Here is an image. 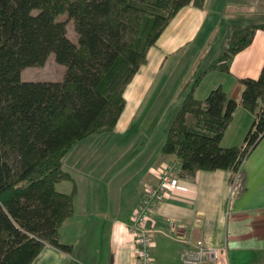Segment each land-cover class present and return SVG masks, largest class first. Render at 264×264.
Masks as SVG:
<instances>
[{
	"label": "trees",
	"instance_id": "16d2710c",
	"mask_svg": "<svg viewBox=\"0 0 264 264\" xmlns=\"http://www.w3.org/2000/svg\"><path fill=\"white\" fill-rule=\"evenodd\" d=\"M189 3L203 0H0V264H29L45 243L69 249L59 227L73 213L75 188L55 186L70 178L63 155L114 127L125 85ZM227 25L221 53L205 68L194 66L176 91L181 100L160 146L162 156L177 159L175 175L236 171L264 135V61L256 77L240 78V103L253 115L242 144L220 143L237 102L220 85L202 99L193 95L208 70L229 71L232 55L264 20ZM50 52L64 65L60 79L21 78L24 66L42 65Z\"/></svg>",
	"mask_w": 264,
	"mask_h": 264
},
{
	"label": "crops",
	"instance_id": "0c3cea01",
	"mask_svg": "<svg viewBox=\"0 0 264 264\" xmlns=\"http://www.w3.org/2000/svg\"><path fill=\"white\" fill-rule=\"evenodd\" d=\"M218 20H225L220 28L228 31V23L263 21L264 0H203L200 7L189 3L176 11L125 85L114 127L86 135L63 155L62 167L70 178L55 186L60 191L75 188L73 213L59 227L60 241L69 249L45 243L29 264H135L128 230L131 212L145 185L155 179V167L177 160L160 154L178 108L170 110L178 89L174 92L176 84L170 80L173 74L180 80L181 64L197 47L204 25L210 23L205 34L211 35ZM263 61L264 28H257L251 41L232 55L229 71L208 70L193 90L202 99L220 85L237 102L220 140L223 146L243 143L253 115L240 103V78L256 77ZM166 114L167 127L158 134ZM170 191L155 202L149 217L153 264H182L180 249L198 241L226 244L227 257L217 264H264V135L236 171L200 169L192 177L175 175Z\"/></svg>",
	"mask_w": 264,
	"mask_h": 264
},
{
	"label": "built area",
	"instance_id": "2783aa9c",
	"mask_svg": "<svg viewBox=\"0 0 264 264\" xmlns=\"http://www.w3.org/2000/svg\"><path fill=\"white\" fill-rule=\"evenodd\" d=\"M178 166L177 160L161 161L155 167V179L145 185L140 202L131 212L128 230L134 243L135 264H153L154 240L148 225L150 213L158 199L170 194ZM221 257H227L226 244L198 241L179 251L182 264H217Z\"/></svg>",
	"mask_w": 264,
	"mask_h": 264
},
{
	"label": "rangeland",
	"instance_id": "374dc122",
	"mask_svg": "<svg viewBox=\"0 0 264 264\" xmlns=\"http://www.w3.org/2000/svg\"><path fill=\"white\" fill-rule=\"evenodd\" d=\"M228 4L233 5L234 2H229ZM227 11L230 12L231 10L227 9ZM223 19H225V17ZM226 21H228V18ZM209 24L210 23H206L204 25L202 32L199 34V36L195 40L197 47L196 48L193 47L194 50L192 49L191 50L192 52H188L189 54L184 58V65H183V62L181 64L182 70L180 72V77H181L180 80L178 78V81H177L173 74L172 79L170 80V84L172 83L176 84L174 92L178 86H181V84L184 81V78L188 76L189 72L193 69L194 66L197 67L198 65L199 66L198 70L205 68L209 63H211V61H214L215 58L221 53L225 36L228 33L227 28L225 27L223 29L220 28L226 25L225 20H220V21L218 20L217 22L218 27L216 31H214L215 34H213L214 32H212L211 35L205 34L207 33V28L209 27ZM211 27H214L212 23H211ZM66 34L69 38L73 40L76 39V33L74 31L72 21H69L66 26ZM193 43L194 41L191 42V44ZM63 69H64V65L55 61L53 53L50 52L47 58L45 59V62L42 65L24 66L21 69L20 74H21L22 79H31V80L60 79L62 76ZM176 93L177 92H175L172 96L173 98L171 99L170 110L174 108V105L178 106V103L181 100V96L178 97ZM166 117H167V114L165 115L163 119H161L162 124L158 127V131H157L158 134H163L167 127V124L164 121ZM243 134H245V132H243Z\"/></svg>",
	"mask_w": 264,
	"mask_h": 264
}]
</instances>
